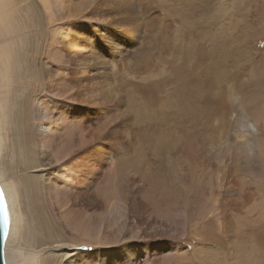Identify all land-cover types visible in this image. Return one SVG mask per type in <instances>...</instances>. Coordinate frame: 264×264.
<instances>
[{
  "label": "rangeland",
  "instance_id": "rangeland-1",
  "mask_svg": "<svg viewBox=\"0 0 264 264\" xmlns=\"http://www.w3.org/2000/svg\"><path fill=\"white\" fill-rule=\"evenodd\" d=\"M23 3L0 158L22 219L10 244H56L39 264H264V0ZM33 153L48 164L25 167Z\"/></svg>",
  "mask_w": 264,
  "mask_h": 264
},
{
  "label": "bare ground",
  "instance_id": "bare-ground-1",
  "mask_svg": "<svg viewBox=\"0 0 264 264\" xmlns=\"http://www.w3.org/2000/svg\"><path fill=\"white\" fill-rule=\"evenodd\" d=\"M22 3H23V0H13V1L12 0H0V158L2 157V155H4V154H2V152H3L2 150L6 147V145H5V134H4V118H5L7 106H8V97H9V90H10V83L9 82H10V77H11V75H10L11 56H10V53L8 51V48H7V44H8L7 40L12 38V37H9L12 33L10 23L12 20L15 19V17H17L18 20H20L21 18H24V15L26 14V12H25L26 8L27 9L29 8L31 10V8L28 5H26V4L24 5V3L23 4ZM33 10L35 11V8ZM222 78H221V81H222ZM216 80L220 81L219 78H216ZM215 84L218 85V81H216ZM231 90L232 89L230 88L228 92L231 93ZM238 100H239L238 103L241 104V99L239 98V96H238ZM179 110L183 111L182 107H180ZM41 111H42V107L37 106L34 109L35 117H43L42 119H45L46 117H48L49 113H42ZM248 125H251V124H248ZM33 128H34V131L37 135H41L44 138L45 125H43L42 123L36 122L33 124ZM44 140L40 146L41 148H43L45 146ZM102 154H103V152L101 150H97V154H95V156L100 159ZM35 157L36 156L33 153L31 158L28 159V161L25 163V167H27L29 169L30 168L33 169V168H36L38 166L44 167L45 164H48V162L47 163L36 162L37 160H35ZM92 160H94V158L90 159V161H92ZM37 163H39V164L37 165ZM1 170L2 169H0V171ZM1 173H0V178H1ZM0 187L3 191L5 200L7 202V207H8L9 216H10L9 229H8V233H7V237H6V241H5V247H4L6 264H39V263H41V261L39 260L40 257L42 256L41 246L43 244H45L46 250L47 249H50V250L54 249L55 250L57 248V247L56 248L54 247L56 244L55 245L53 244L54 245L53 246L46 240L44 242V240L41 241L38 239V240H35L34 242H31L30 246H27V245H24L21 243V238L19 240L20 243L18 242L15 246L10 244L11 242L14 241V238H16L15 235H16L17 230H18V225L22 222V219H21V214H19L20 211L18 214L16 211L12 212L11 207H10L11 205L16 206V204H17L16 203L17 202V193H16V189H15L13 182L12 181H6L3 183H0ZM34 239H35V237H34ZM234 241H232V243H236V240H234ZM10 245L14 246V247H11ZM58 248L60 249L61 247H58ZM50 250H48V251L50 252ZM121 254L126 255L129 258H132V256H131L132 252L130 249L123 250L121 252ZM242 255H246V254H242ZM42 258H43L42 259L43 262L48 260V258H46L45 255H43ZM181 261H182V259H181ZM163 263H165V262H162V264ZM169 264H181V263L180 262H175V263L171 262Z\"/></svg>",
  "mask_w": 264,
  "mask_h": 264
},
{
  "label": "water",
  "instance_id": "water-1",
  "mask_svg": "<svg viewBox=\"0 0 264 264\" xmlns=\"http://www.w3.org/2000/svg\"><path fill=\"white\" fill-rule=\"evenodd\" d=\"M10 223L7 203L0 187V264H6L4 257V244L6 241Z\"/></svg>",
  "mask_w": 264,
  "mask_h": 264
}]
</instances>
